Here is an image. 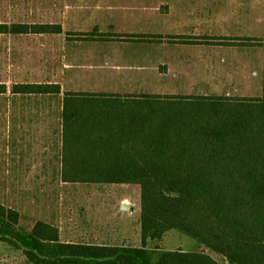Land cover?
Wrapping results in <instances>:
<instances>
[{
	"label": "trees",
	"instance_id": "16d2710c",
	"mask_svg": "<svg viewBox=\"0 0 264 264\" xmlns=\"http://www.w3.org/2000/svg\"><path fill=\"white\" fill-rule=\"evenodd\" d=\"M63 32L60 23L0 22V34ZM73 36L112 40L97 29ZM240 39L231 44L264 51V34ZM11 91L63 93V182L141 186V246L63 240L57 225L39 220L28 228L17 209L0 203V244L27 264H264V65L260 96L64 92L44 82ZM171 233L199 249L167 247Z\"/></svg>",
	"mask_w": 264,
	"mask_h": 264
},
{
	"label": "rangeland",
	"instance_id": "374dc122",
	"mask_svg": "<svg viewBox=\"0 0 264 264\" xmlns=\"http://www.w3.org/2000/svg\"><path fill=\"white\" fill-rule=\"evenodd\" d=\"M243 1L251 6V15L242 11L244 6L237 0H228V8L238 11L229 16L233 29L226 33L249 42L248 38L264 34V0ZM70 7L65 0H0V22H62L70 29L65 35L0 34V83L8 86V92L0 93V203L17 209L28 228L39 220L57 225L63 240L141 246V186L63 182V93L14 96L13 84L59 82L64 92L260 96L264 51L259 46L231 44L230 37L217 38L226 40L219 43L226 49L212 50L204 61L221 64L218 85H192L188 82L209 79L175 76L181 74L176 62L169 71L164 69L162 62H168L172 53L170 45L129 44L117 40L127 39L121 34L110 37L113 42L68 43L74 38L69 32L100 29L108 34L127 27L125 20L105 15L87 14L86 20L72 21L66 18ZM166 245L199 249L195 241L177 233L168 236ZM0 264L27 263L22 254L0 244Z\"/></svg>",
	"mask_w": 264,
	"mask_h": 264
},
{
	"label": "crops",
	"instance_id": "0c3cea01",
	"mask_svg": "<svg viewBox=\"0 0 264 264\" xmlns=\"http://www.w3.org/2000/svg\"><path fill=\"white\" fill-rule=\"evenodd\" d=\"M95 3L99 5L95 7ZM237 4L240 7L244 6L242 11L245 14L249 13L251 15L252 8L251 6L248 8V2L237 0ZM65 6H71L66 14V18H71L72 21L82 20L80 18L86 20L85 15L87 14H93L94 16L105 15L108 19L112 17L115 20H125L127 27L123 29L124 31L108 32L111 36L124 34L128 36L147 35L165 38L162 41L150 43L123 42L129 44L170 45L172 53L168 62H162L164 69H168L169 71L172 62H176L181 74L175 73V76L181 78L186 76L192 79L201 77L209 79V81L188 82V84L192 85L206 83L207 85H218L220 74L222 73L221 64L218 66L206 64L204 55L211 53L212 50L226 49L225 46L219 44L226 43V40L222 42L217 38L230 37L232 38L231 42H233L234 38H240L239 36H241H230L226 33L228 28L233 29L231 23L228 22L229 16L234 15L238 11L235 7L228 8V0H65ZM58 23L62 24L64 28V32L58 35H65L67 31H70V29L66 28V24L62 22ZM77 32L91 31L81 30ZM77 32L69 33L74 34ZM100 32L105 33L101 30ZM168 38H173V41H169L170 39ZM209 39L214 40V43H209ZM109 41L113 42L112 40L101 42ZM67 42L71 44L99 43V41H75L71 39H67ZM178 66L175 67V71L178 70ZM186 70L187 73H184ZM18 95L23 97L44 96L21 94L14 96Z\"/></svg>",
	"mask_w": 264,
	"mask_h": 264
}]
</instances>
